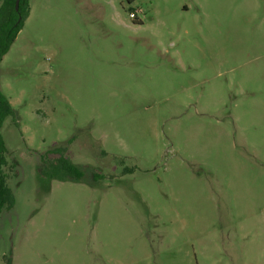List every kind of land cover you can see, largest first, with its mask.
Returning a JSON list of instances; mask_svg holds the SVG:
<instances>
[{"label":"rangeland","instance_id":"obj_1","mask_svg":"<svg viewBox=\"0 0 264 264\" xmlns=\"http://www.w3.org/2000/svg\"><path fill=\"white\" fill-rule=\"evenodd\" d=\"M28 3L0 264H264V0ZM68 141L102 180L39 174Z\"/></svg>","mask_w":264,"mask_h":264},{"label":"trees","instance_id":"obj_2","mask_svg":"<svg viewBox=\"0 0 264 264\" xmlns=\"http://www.w3.org/2000/svg\"><path fill=\"white\" fill-rule=\"evenodd\" d=\"M16 0H0V62L8 53L18 33L23 28L29 15L28 0H20L17 11ZM141 24V21H134ZM11 118L16 123V116L9 100L0 92V210H11L14 206V196L11 189L5 184L1 168L5 164L4 155L7 150L1 136V128L6 118ZM70 141L58 144L39 156V174L46 179H57L80 183L83 181H99L102 177L88 171L83 166L74 165L68 157ZM90 176V179L89 177ZM8 264H10L8 262Z\"/></svg>","mask_w":264,"mask_h":264},{"label":"water","instance_id":"obj_3","mask_svg":"<svg viewBox=\"0 0 264 264\" xmlns=\"http://www.w3.org/2000/svg\"><path fill=\"white\" fill-rule=\"evenodd\" d=\"M20 0L15 1V10L17 11Z\"/></svg>","mask_w":264,"mask_h":264},{"label":"built area","instance_id":"obj_4","mask_svg":"<svg viewBox=\"0 0 264 264\" xmlns=\"http://www.w3.org/2000/svg\"><path fill=\"white\" fill-rule=\"evenodd\" d=\"M131 18H134L135 14L134 13H130L129 15Z\"/></svg>","mask_w":264,"mask_h":264}]
</instances>
